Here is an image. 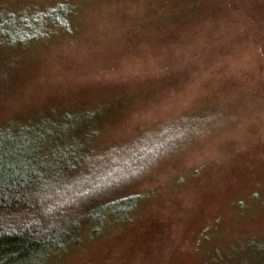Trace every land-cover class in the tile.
I'll return each instance as SVG.
<instances>
[{
  "label": "rangeland",
  "instance_id": "374dc122",
  "mask_svg": "<svg viewBox=\"0 0 264 264\" xmlns=\"http://www.w3.org/2000/svg\"><path fill=\"white\" fill-rule=\"evenodd\" d=\"M193 1L0 0L4 16L70 8L68 29L17 49L0 40V124L75 114L100 124L91 142L104 151L132 143L127 161L137 139L229 110L157 153L127 185L133 208L85 223L48 264H264V0H214L169 24L172 4Z\"/></svg>",
  "mask_w": 264,
  "mask_h": 264
},
{
  "label": "trees",
  "instance_id": "16d2710c",
  "mask_svg": "<svg viewBox=\"0 0 264 264\" xmlns=\"http://www.w3.org/2000/svg\"><path fill=\"white\" fill-rule=\"evenodd\" d=\"M216 4L214 0L172 4L164 17L169 24L192 22L210 15ZM69 11V5L59 3L31 16L0 12V40L14 48L37 43L51 28L68 29ZM6 62L0 59V89L11 73ZM227 106L216 103L201 110V116L196 110L167 130L137 139L144 141L136 147V158L127 161L134 152L132 143L123 145L127 153L120 158L104 151L91 142L101 131L100 124L75 114L0 124V264H48L79 238L85 223L128 213L141 196L126 191L131 177L155 162L157 153L223 118Z\"/></svg>",
  "mask_w": 264,
  "mask_h": 264
}]
</instances>
